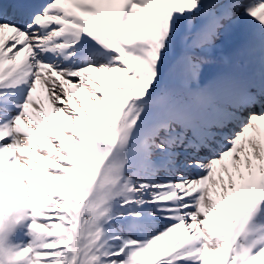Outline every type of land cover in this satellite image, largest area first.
Returning a JSON list of instances; mask_svg holds the SVG:
<instances>
[{
	"label": "snow or ice",
	"instance_id": "snow-or-ice-1",
	"mask_svg": "<svg viewBox=\"0 0 264 264\" xmlns=\"http://www.w3.org/2000/svg\"><path fill=\"white\" fill-rule=\"evenodd\" d=\"M0 264H264V0H0Z\"/></svg>",
	"mask_w": 264,
	"mask_h": 264
}]
</instances>
